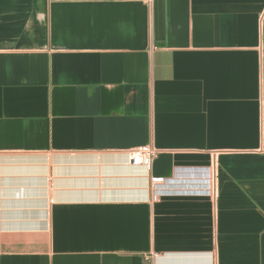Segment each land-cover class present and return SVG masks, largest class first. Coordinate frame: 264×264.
<instances>
[{
  "label": "crops",
  "instance_id": "obj_1",
  "mask_svg": "<svg viewBox=\"0 0 264 264\" xmlns=\"http://www.w3.org/2000/svg\"><path fill=\"white\" fill-rule=\"evenodd\" d=\"M0 264H264V0H0Z\"/></svg>",
  "mask_w": 264,
  "mask_h": 264
},
{
  "label": "built area",
  "instance_id": "obj_2",
  "mask_svg": "<svg viewBox=\"0 0 264 264\" xmlns=\"http://www.w3.org/2000/svg\"><path fill=\"white\" fill-rule=\"evenodd\" d=\"M146 4H151L152 0H138ZM159 151L153 145L147 143L139 145L129 149L130 161L135 165H143L150 168L152 161L158 156ZM204 177V192L208 195H214V174L213 169L206 168ZM166 181L163 177H150L149 179V193L150 199L156 200L161 196L160 185L164 184Z\"/></svg>",
  "mask_w": 264,
  "mask_h": 264
}]
</instances>
